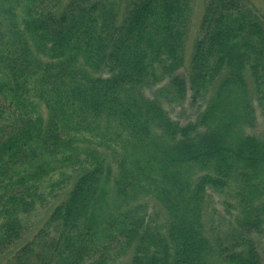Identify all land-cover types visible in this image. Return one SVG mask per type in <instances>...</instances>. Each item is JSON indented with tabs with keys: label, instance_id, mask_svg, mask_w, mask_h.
<instances>
[{
	"label": "trees",
	"instance_id": "trees-1",
	"mask_svg": "<svg viewBox=\"0 0 264 264\" xmlns=\"http://www.w3.org/2000/svg\"><path fill=\"white\" fill-rule=\"evenodd\" d=\"M191 2L0 0V264H264V17Z\"/></svg>",
	"mask_w": 264,
	"mask_h": 264
},
{
	"label": "rangeland",
	"instance_id": "rangeland-1",
	"mask_svg": "<svg viewBox=\"0 0 264 264\" xmlns=\"http://www.w3.org/2000/svg\"><path fill=\"white\" fill-rule=\"evenodd\" d=\"M206 0H192L191 7H192V20H191V30L189 32V38L186 42L185 52L186 56L190 54L192 51L193 40L197 35V29L200 22V19L203 14L204 6ZM252 4L257 8V11L260 15L264 17V0H251ZM149 95L150 92H147ZM254 105L256 107V126L252 129L253 133H264V108L261 105H258V101L255 100ZM165 107L170 111V114L173 118L184 122L190 118H192L195 112V106L190 105L188 102L184 103V105L170 107L165 104ZM192 116V117H191ZM212 205L216 208L217 213L224 212V208L217 196H213Z\"/></svg>",
	"mask_w": 264,
	"mask_h": 264
}]
</instances>
